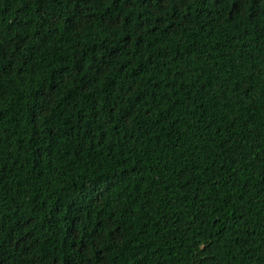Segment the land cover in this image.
Returning a JSON list of instances; mask_svg holds the SVG:
<instances>
[{"label": "trees", "instance_id": "16d2710c", "mask_svg": "<svg viewBox=\"0 0 264 264\" xmlns=\"http://www.w3.org/2000/svg\"><path fill=\"white\" fill-rule=\"evenodd\" d=\"M0 264H264V0H0Z\"/></svg>", "mask_w": 264, "mask_h": 264}, {"label": "snow or ice", "instance_id": "6c2138e0", "mask_svg": "<svg viewBox=\"0 0 264 264\" xmlns=\"http://www.w3.org/2000/svg\"><path fill=\"white\" fill-rule=\"evenodd\" d=\"M237 11H238V9H237Z\"/></svg>", "mask_w": 264, "mask_h": 264}]
</instances>
